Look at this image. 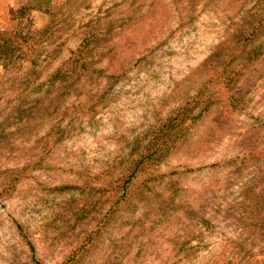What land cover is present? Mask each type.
I'll list each match as a JSON object with an SVG mask.
<instances>
[{"label":"rangeland","instance_id":"rangeland-1","mask_svg":"<svg viewBox=\"0 0 264 264\" xmlns=\"http://www.w3.org/2000/svg\"><path fill=\"white\" fill-rule=\"evenodd\" d=\"M0 264H264V0H0Z\"/></svg>","mask_w":264,"mask_h":264},{"label":"trees","instance_id":"trees-1","mask_svg":"<svg viewBox=\"0 0 264 264\" xmlns=\"http://www.w3.org/2000/svg\"><path fill=\"white\" fill-rule=\"evenodd\" d=\"M0 37H2V35H0ZM6 44L4 43V40L0 38V52H5L6 49L8 48L7 46H5Z\"/></svg>","mask_w":264,"mask_h":264}]
</instances>
